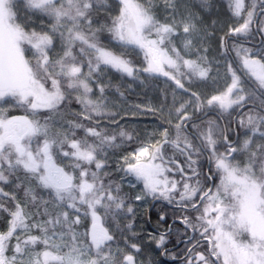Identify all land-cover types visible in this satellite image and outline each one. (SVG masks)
Returning <instances> with one entry per match:
<instances>
[{
  "label": "snow or ice",
  "instance_id": "6c2138e0",
  "mask_svg": "<svg viewBox=\"0 0 264 264\" xmlns=\"http://www.w3.org/2000/svg\"><path fill=\"white\" fill-rule=\"evenodd\" d=\"M154 2L118 0L119 11L111 15L109 0H0V214L9 217L7 230L0 231V264H138L140 247L132 243L134 251H129L126 243L113 250L114 236L100 223L101 210L105 217L118 216L125 208L133 211L121 185L104 182L106 149L115 146L117 135L98 122L86 126L65 119L61 105L75 92L85 120L105 114V86L98 85L101 95L93 100V78L108 67L128 76L138 71L126 53L113 50V43L138 47L147 61L143 71L161 73L179 88L184 89V78L209 77L207 56L196 49L197 58L186 59L175 43L182 30L183 49L190 53L197 39L203 42L209 35L201 34L197 15L191 11L182 15L180 0H163L171 9V22H161ZM200 2L202 7L209 4ZM21 3L27 10L22 23ZM228 7L238 23L220 37V47L227 52L229 38L242 41L234 42L232 51L243 76L229 64L231 82L224 91L206 104L192 92L193 100L176 108L174 136L164 129L155 143L143 144L124 157L125 175L143 184L137 201L151 196L180 210L177 219L183 232L177 231L186 246L183 264H264V0H228ZM101 11L109 14L110 24L101 22ZM33 16L47 17V30L28 31ZM105 31L110 34L107 45L99 35ZM257 37L256 44L245 46ZM57 39L62 54L54 57ZM5 104L24 108L26 114L9 117ZM205 108L219 112L216 118L197 122L194 114ZM42 112L47 113L43 121L37 118ZM77 130H83L84 138H77ZM118 135L132 139L123 130ZM205 155L208 175L201 163ZM56 156L68 158L73 171L59 166ZM216 174L220 181L214 184L215 191L205 190ZM83 206L93 220L92 229L84 234L90 238L87 243L74 229ZM165 219L160 215L161 221ZM164 243L161 235L158 246ZM41 244L44 250L35 252Z\"/></svg>",
  "mask_w": 264,
  "mask_h": 264
},
{
  "label": "trees",
  "instance_id": "16d2710c",
  "mask_svg": "<svg viewBox=\"0 0 264 264\" xmlns=\"http://www.w3.org/2000/svg\"><path fill=\"white\" fill-rule=\"evenodd\" d=\"M141 1V0H140ZM224 0H210L209 6H212V12L219 17L221 23H223L225 27V33L228 31L229 26H235L236 24H229L225 14V7L223 5ZM20 12V20L18 22H23L27 15V10L23 8V4L18 5ZM108 7L111 10V15H115L119 11V3L118 0H109ZM156 15V13H155ZM98 16L101 19V22H106L108 24L111 23V19L109 18V14L105 11H101L98 13ZM41 19L44 21V25H41ZM31 23H29L27 30L31 31L33 29L37 31L47 30V24L50 23L47 17H38L33 16ZM97 25H94L96 27ZM225 33L223 35H225ZM100 41L102 44H109L110 34L105 31L100 33ZM153 38H155L153 36ZM257 41L259 37L256 38ZM252 41L251 44H246L245 46L251 47L254 44ZM231 42L240 43L242 41H237L235 37L231 38ZM232 45H230L228 41V50L225 52V56L227 58V63L232 64L233 69L237 71L239 75L243 76V73L240 71L241 65L236 57V53L232 51ZM114 51L124 52L126 53L125 58L132 62V66L138 71L134 74V76H128L126 74H122L116 71L113 68H105L104 71L99 74V78H93L92 88L93 93L91 94V98L96 100L100 97L99 84H103L105 86V91L103 93L104 103H106L107 107L104 109L105 114L103 116H95L93 114V119L91 121L85 120L83 116V106L76 102L75 96L76 93L73 92L69 100H66L61 105V112L65 114V119L67 120H75L84 123L86 126H95L98 122L100 128L107 130L109 134H116L117 140L116 144L113 147L106 149L107 156V167L104 172L108 173L105 177V183L112 182L113 184H120L122 195H124L127 206H130L133 211L132 213H128L125 208L118 216H104L103 211L101 210V219L104 223V226L110 231V233L114 236V240L111 242L112 248L119 245L121 248H125L126 243L129 251H134L130 248L132 243L137 244L141 251L137 255L138 259H143L146 263L157 262L158 264H168L166 259L163 256L162 250L163 247L172 246L176 243L177 239H179L180 233L183 232V225L179 224L176 229H172L169 237L171 240L166 241L164 245L158 246V241L160 239V235L152 234L153 231L150 227L149 223L154 225V227L158 229H162L160 227L161 223L158 218L155 220L151 219L147 215L148 207L145 209L141 208L139 201L135 199L137 195L136 187L130 186L126 184V182L121 178L120 173L116 170V162L118 158L122 157L124 154H127L134 150L135 148L147 144L151 140L160 139L161 133L164 129H169V131L175 134L174 125L177 122L176 108H178L181 104H184L187 101L193 100L191 93L196 92L201 97V100L205 102L207 99L211 97V95L203 94V86L207 83L208 79L200 80L198 78L193 77L192 79L184 78L182 83L184 84V89L179 88L174 80L169 79L168 77L162 75L158 72H145L144 68L147 67V61L145 59V54L138 47L128 46L127 48H121L114 43L111 45ZM27 49L28 46L25 45ZM79 46L77 47L78 51ZM232 52V54H231ZM57 53L62 54L59 47V40L56 41V50L52 53L55 57ZM230 53V54H229ZM31 59V55L28 56ZM86 64V60H85ZM168 70V69H165ZM84 71H87V67L85 66ZM247 80V77H244ZM50 87V85H49ZM4 108L7 109V115L9 117L12 116H23L26 114L25 109L21 107H12L9 104L3 105ZM190 112L192 108L188 109ZM219 109L209 110L205 108L204 113L197 112L194 114V118L197 119V122L200 120H206L209 118H216ZM206 113V114H205ZM47 113H41L38 119L43 121L44 115ZM224 119H228L227 115H225ZM171 121V124L169 123ZM223 126V120L220 121ZM123 130L129 135H131L132 139L128 140L126 138H120L119 132ZM77 138H84L83 130H77ZM235 139V136H233ZM92 138H89V142H91ZM35 146V145H34ZM223 151V149H221ZM166 154L168 156L172 155V149L170 147L166 148ZM182 159V158H181ZM240 159H243L242 157ZM54 161L61 167H65L67 171H73L70 167V161L68 158L63 156L54 157ZM203 165V172L206 175L208 169L210 167L207 156L203 158L201 161ZM92 170H95V165L90 166ZM207 171V172H206ZM214 171V169H213ZM215 173V171H214ZM75 175L77 177V181L79 178V170L75 171ZM103 176L104 173L102 172ZM178 176V175H177ZM180 178V177H179ZM218 175H215L214 181H208L205 185V190L212 185V189L214 188V184H217ZM90 179V177H89ZM10 188L5 186V191H9ZM18 197L22 198L23 193L18 192ZM157 203V202H156ZM9 204H11L9 202ZM160 209L158 206L157 210ZM202 209V206H201ZM161 213L163 212L170 217H179L181 212L176 207L173 208H163L161 206ZM86 213V206L81 207L80 210V223L74 225L75 229L84 237L85 240H88V237L84 234L88 232L90 219ZM175 213V214H174ZM192 215H196L192 213ZM75 216V215H73ZM8 214L3 213L0 214V231L7 230V222H8ZM131 225L129 228L128 226ZM151 230V231H149ZM36 232V230H35ZM152 234L153 242L152 245L146 244V237ZM205 244L206 243H202ZM185 244H180V252L185 250ZM172 251L167 252L168 257L172 256ZM142 261V260H141ZM143 262V261H142ZM173 264V263H172Z\"/></svg>",
  "mask_w": 264,
  "mask_h": 264
},
{
  "label": "rangeland",
  "instance_id": "374dc122",
  "mask_svg": "<svg viewBox=\"0 0 264 264\" xmlns=\"http://www.w3.org/2000/svg\"><path fill=\"white\" fill-rule=\"evenodd\" d=\"M140 2L147 4L148 0H141ZM223 5L225 7L226 18L229 19L228 23L237 24L238 22L236 18H234L232 16V13L229 11L228 0H224ZM178 7L182 15L186 14L187 11H191L195 13L198 17L197 26L198 28L201 29V34L203 35L205 32L209 34L206 36L203 42L197 39L195 42L196 48H194L190 53H188L183 49V46L181 43V37H182V30H181V36H178L175 38V43L178 47V50L181 52V55L184 56V58L186 59H196L197 58L196 49H199V55L207 56L208 67H210L211 71L209 73V77L207 78L208 79L207 83H205V85L203 86L202 93L204 95L208 94L211 96L219 94L220 92L224 91L227 85L231 82V74L228 72L227 58L225 56L224 50L220 47V37L224 36L223 34L225 33L224 31L226 29L223 23H221V21L219 20V17H217L216 14L212 12V6L208 5L207 7H202L200 0H180ZM153 9H154V13H156L157 19H159L161 22H166V21L171 22V15H170L171 9L165 8L163 0H155ZM228 41L230 45L233 44V42H231V38H229ZM256 42L257 41H254V43ZM204 48H207L206 53L204 52ZM27 55L30 56L31 52H28ZM165 69H167L166 66H165ZM157 140L158 139H154L148 143H155ZM139 147L135 148L134 150H132L131 152L127 154H124L122 157L118 158L116 162V170L120 173L121 178L126 182V184L136 187L137 195H141L143 193V184L141 182L136 181L135 177L133 176H130V175L126 176L125 172L122 169L126 168V164L124 163V157L126 156L130 157V154L136 151ZM212 168L215 171L214 166H212ZM208 174L209 173H206V175ZM216 175H218L217 184H219L220 176L219 174H216ZM175 178L179 179V176H175ZM211 186L212 185H210L208 188L213 187ZM212 190L215 191V187ZM151 200L154 201L156 199H153L151 196H146L144 199L139 200L141 208L142 209L147 208ZM9 206H12V205L9 204ZM99 214L101 216V213ZM87 215L90 219V224L88 228V232H89L92 229L93 220H92L90 213ZM74 218L75 216H73V219ZM100 223L103 227H105L102 219ZM75 231L85 243L89 241L90 239L89 237H88V240H85L84 237L78 232V230L75 229ZM33 234H38V232H35V230H33ZM146 238L147 239L145 243L148 245H152V242H153L152 234H149ZM14 243H15V240L12 241V244ZM43 250H44V246L42 244L35 246V252H42ZM64 251H67V249H64ZM8 254L11 255L10 252ZM137 261H138V264H158L157 262H154V261L151 263H146L141 258L140 259L137 258Z\"/></svg>",
  "mask_w": 264,
  "mask_h": 264
},
{
  "label": "flooded vegetation",
  "instance_id": "af4514ba",
  "mask_svg": "<svg viewBox=\"0 0 264 264\" xmlns=\"http://www.w3.org/2000/svg\"><path fill=\"white\" fill-rule=\"evenodd\" d=\"M157 202V203H156ZM158 206H161L165 209V208H173L175 207V205H170L168 202L164 201V200H154V201H150V204L148 205V210H147V215L149 218L155 220V218H158L160 220V215L164 214L163 212L161 213V210H157ZM166 215V214H164ZM160 227L162 229H158L156 227H154V225H152L151 223H149L150 227L152 228L151 230L153 231L152 234L155 235H164L165 236V240L169 241L171 240V237H169L170 232L172 231V229H176L179 226V221L177 219V217H170L169 215H166V219L161 221L160 220ZM149 230V231H151ZM189 235H192L191 231H189ZM207 243L206 241H202V243ZM183 242H180V237L179 239H177L176 243L172 246H166L163 247L162 253L164 258L167 260L166 262L168 264H183V255H184V250L180 252V244ZM116 247V246H115ZM173 251L172 256L168 257V255L166 254L169 251ZM113 250H115V248H113Z\"/></svg>",
  "mask_w": 264,
  "mask_h": 264
}]
</instances>
